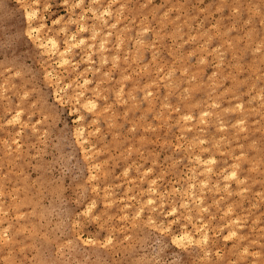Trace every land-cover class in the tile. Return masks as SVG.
<instances>
[{
  "label": "rangeland",
  "instance_id": "1",
  "mask_svg": "<svg viewBox=\"0 0 264 264\" xmlns=\"http://www.w3.org/2000/svg\"><path fill=\"white\" fill-rule=\"evenodd\" d=\"M0 264H264V0H0Z\"/></svg>",
  "mask_w": 264,
  "mask_h": 264
},
{
  "label": "bare ground",
  "instance_id": "2",
  "mask_svg": "<svg viewBox=\"0 0 264 264\" xmlns=\"http://www.w3.org/2000/svg\"><path fill=\"white\" fill-rule=\"evenodd\" d=\"M30 10V9H29ZM28 10V13L30 12ZM32 10V9H31ZM33 13V12H32ZM35 13V12H34ZM33 13V14H34ZM32 14V15H33ZM31 14L29 15V16H32ZM27 17V16H26ZM98 18V17H97ZM43 24V23H42ZM41 24V26H43ZM85 28V27H84ZM32 30H34V29H32ZM35 30H38V32H36L37 33V35H35L34 37H33V40L35 41V42H39V45H41L42 47H43V49L44 50H46V52L50 49V50H57V52L59 53L58 55L61 57V59H66V57H64L63 56V54H64V52L62 51V49H60L59 48V44H58V42H57V40L51 35V36H49V37H47L46 39H44V37H43V35L40 33V30H41V28L40 29H35ZM97 30V29H96ZM93 31V30H92ZM32 33V32H31ZM30 36V35H29ZM80 42H82V41H80ZM51 45V46H50ZM93 45V44H92ZM70 48V47H69ZM69 50V49H68ZM65 51V50H64ZM104 58V57H103ZM184 71V70H183ZM167 73V72H166ZM162 76V75H161ZM167 76H169L168 74H167ZM166 77V76H165ZM60 80V79H59ZM86 80V79H85ZM84 84V83H83ZM173 89V88H172ZM81 94V93H80ZM82 95V94H81ZM188 95V94H187ZM258 95V94H257ZM258 98H259V96H258ZM86 102V101H85ZM88 103H90L92 106H93V103L92 102H88ZM263 103V102H262ZM212 104H214V103H212ZM90 105V107H92ZM165 106V105H164ZM93 107H95V106H93ZM93 109V108H92ZM205 113V112H204ZM203 113V114H204ZM19 115V114H18ZM185 116H187V115H185ZM184 116V117H185ZM188 116H190L189 114H188ZM187 116V117H188ZM204 116V115H203ZM186 118V117H185ZM201 121H202V119H201ZM204 121V120H203ZM219 123V122H218ZM184 128V127H183ZM194 141V140H193ZM203 141V140H202ZM201 142V141H200ZM207 148V147H206ZM212 157V156H211ZM201 159V158H200ZM209 159H210V157H209ZM208 159V160H209ZM214 159V158H213ZM211 160H212V158H211ZM209 160L210 161V163L212 162V161H214V160ZM238 165V164H237ZM97 167V166H96ZM207 171L209 172V166H207ZM202 171V170H201ZM204 171V170H203ZM235 172V171H234ZM94 177V176H93ZM224 178V177H223ZM203 181H201V183H202ZM238 182V181H237ZM200 183V184H201ZM204 183V182H203ZM208 183V182H207ZM239 183V182H238ZM202 185V184H201ZM217 187V186H216ZM209 189V188H208ZM190 193V192H189ZM190 196H191V194H190ZM151 198V197H150ZM151 200H152V198H151ZM193 200V199H192ZM154 202V201H153ZM182 203V202H181ZM182 205V204H181ZM140 211V210H139ZM199 220V219H198ZM196 224V223H195ZM241 227V226H240ZM192 237V234H189V232H183V234H181V236H174V238H175V240H178V241H183L185 238L187 239H189V238H191ZM228 237V236H227ZM177 241V242H178ZM182 244V243H181ZM253 254V253H252Z\"/></svg>",
  "mask_w": 264,
  "mask_h": 264
}]
</instances>
